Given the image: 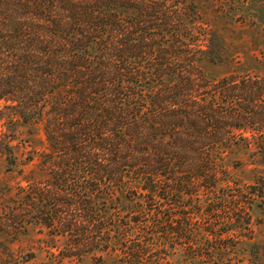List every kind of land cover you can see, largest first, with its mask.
Listing matches in <instances>:
<instances>
[{"label": "trees", "instance_id": "obj_1", "mask_svg": "<svg viewBox=\"0 0 264 264\" xmlns=\"http://www.w3.org/2000/svg\"><path fill=\"white\" fill-rule=\"evenodd\" d=\"M199 18L194 0H0V162L18 163L11 124L43 123L47 139L43 176L13 195L0 178V264L2 238L29 225L75 236L60 249L72 261L247 264L264 177L231 178L229 146L208 143L234 136L240 97L233 77L217 95L202 71Z\"/></svg>", "mask_w": 264, "mask_h": 264}, {"label": "rangeland", "instance_id": "obj_2", "mask_svg": "<svg viewBox=\"0 0 264 264\" xmlns=\"http://www.w3.org/2000/svg\"><path fill=\"white\" fill-rule=\"evenodd\" d=\"M194 1L199 9L201 23L198 27L199 43L207 50L200 62L201 69L210 82L216 85L212 88L217 91V95L224 88L217 82L227 76L233 77L236 80L232 84L234 95L240 97L233 105L227 103L232 114L228 113L230 118L224 129L234 136H228L227 141L207 142L227 144L229 147L224 153V165L228 175L250 185L258 177H264V0ZM206 32L207 37L203 35ZM244 79L246 84L242 82ZM199 89L204 91L202 87ZM234 112L240 113V116L237 117ZM10 128L14 135L12 143L18 163L9 168V164L1 161L0 178L14 188L13 195L19 185L27 186L24 175L35 171L37 177L43 176L38 166L40 159L37 152L46 149L47 139L43 123L19 121L11 124ZM31 155L36 156L28 162ZM170 209L173 218L180 217L175 209ZM187 215L198 219V222L203 218L192 212ZM252 216L253 238L240 243L237 252L247 264H264V211L254 208ZM74 239L75 236L70 235L54 237L39 225H29L27 231L16 239L2 238L11 253L9 257L12 264H121L110 252L89 253L82 261L62 258L60 249L72 244ZM30 253H34L35 257L26 262ZM177 259H180L179 255Z\"/></svg>", "mask_w": 264, "mask_h": 264}]
</instances>
